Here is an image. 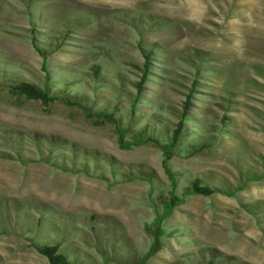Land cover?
<instances>
[{"label": "rangeland", "instance_id": "1", "mask_svg": "<svg viewBox=\"0 0 264 264\" xmlns=\"http://www.w3.org/2000/svg\"><path fill=\"white\" fill-rule=\"evenodd\" d=\"M34 242L264 264V0H0V264H50Z\"/></svg>", "mask_w": 264, "mask_h": 264}, {"label": "trees", "instance_id": "2", "mask_svg": "<svg viewBox=\"0 0 264 264\" xmlns=\"http://www.w3.org/2000/svg\"><path fill=\"white\" fill-rule=\"evenodd\" d=\"M38 47V46H36ZM148 54H146V58L148 59ZM148 65V61L144 62V68L143 72L146 73L147 69L146 66ZM145 79V75L141 77V81ZM12 89L25 94L27 97L32 99H38L41 100L43 103H48L52 100H54L56 97L51 95L48 91V88H40L32 83H27L24 81H18L12 85ZM136 90H140V82H137L136 84ZM64 101L68 104H76L78 102L74 100H70L69 98L65 97L63 98ZM189 103L188 101H185L183 104V108L179 114V120L176 123V127L172 130L171 136H170V144L169 147H172L179 139L180 133L183 126V121L185 120L186 115L189 114ZM195 193H201L203 195H208L212 193L215 189V187H210L206 184H201L200 179H195L191 185L187 188ZM36 251L43 256H45L50 264H71V262L68 260L67 255L59 250V244L58 243H52V244H46V243H33ZM207 264H211V260L208 261Z\"/></svg>", "mask_w": 264, "mask_h": 264}]
</instances>
